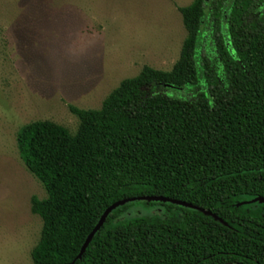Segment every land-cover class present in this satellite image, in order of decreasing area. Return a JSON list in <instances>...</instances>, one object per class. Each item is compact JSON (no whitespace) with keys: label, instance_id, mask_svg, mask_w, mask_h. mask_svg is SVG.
<instances>
[{"label":"trees","instance_id":"obj_1","mask_svg":"<svg viewBox=\"0 0 264 264\" xmlns=\"http://www.w3.org/2000/svg\"><path fill=\"white\" fill-rule=\"evenodd\" d=\"M170 71L144 67L100 109L70 106L75 134L50 121L22 127L20 157L44 186L34 264H264V0H194ZM147 86L175 91L147 94ZM187 90L190 96L179 95ZM163 196L209 211L136 201ZM160 214L126 215L136 205ZM74 262V263H73Z\"/></svg>","mask_w":264,"mask_h":264},{"label":"rangeland","instance_id":"obj_2","mask_svg":"<svg viewBox=\"0 0 264 264\" xmlns=\"http://www.w3.org/2000/svg\"><path fill=\"white\" fill-rule=\"evenodd\" d=\"M193 1L0 0V264H34L43 228L31 199L47 193L20 157V129L50 121L75 134L70 106L100 109L144 67L170 71L186 38L179 9ZM161 212L136 203L126 216Z\"/></svg>","mask_w":264,"mask_h":264},{"label":"water","instance_id":"obj_3","mask_svg":"<svg viewBox=\"0 0 264 264\" xmlns=\"http://www.w3.org/2000/svg\"><path fill=\"white\" fill-rule=\"evenodd\" d=\"M136 201H146V202H162V203H171L173 205H177V206H183L185 208H189V209H193V210H198L206 215L212 216L215 220L226 224L221 218H219L217 215L206 211L205 209H202L198 206H195L193 204H190L188 202H184V201H180V200H176V199H171L168 197H163V196H140V197H131V198H126L120 201L115 202L114 204H112L110 207H108L105 212L102 214L99 222L97 223V225L94 227V229L92 230V232L88 235L85 243L83 244L80 253L78 254L77 258L74 260V262L76 260H79L83 257L84 253L86 252L87 247L89 246V244L92 242L95 234L101 229V227L104 225L107 217L117 208L124 206L128 203L131 202H136ZM258 202L259 204H264V198H256L255 200H251L248 203H252V202ZM73 262V263H74Z\"/></svg>","mask_w":264,"mask_h":264}]
</instances>
